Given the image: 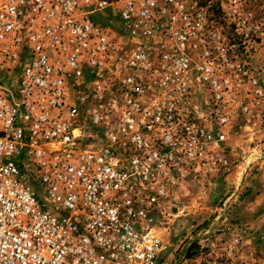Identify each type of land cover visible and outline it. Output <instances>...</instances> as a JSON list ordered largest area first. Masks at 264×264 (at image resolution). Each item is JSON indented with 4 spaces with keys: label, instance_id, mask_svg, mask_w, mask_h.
Segmentation results:
<instances>
[{
    "label": "built area",
    "instance_id": "1",
    "mask_svg": "<svg viewBox=\"0 0 264 264\" xmlns=\"http://www.w3.org/2000/svg\"><path fill=\"white\" fill-rule=\"evenodd\" d=\"M111 4L127 51L94 18ZM171 7L177 49L161 37ZM187 9L184 0H0V264L158 263L154 212L178 172L227 162L228 81L210 49L199 62L186 51L205 42ZM192 71L218 101L209 115L218 130L189 103ZM73 84L86 92L70 99Z\"/></svg>",
    "mask_w": 264,
    "mask_h": 264
},
{
    "label": "rangeland",
    "instance_id": "2",
    "mask_svg": "<svg viewBox=\"0 0 264 264\" xmlns=\"http://www.w3.org/2000/svg\"><path fill=\"white\" fill-rule=\"evenodd\" d=\"M184 2L192 21L204 25L198 38L205 41L196 47L186 44V51L199 62L203 49H210L220 81H228L219 102L229 117L220 127L225 138L219 147L227 162L213 173L178 172L154 212L163 244L157 264H195L212 257L226 264H264V0ZM174 12L171 7L160 16L168 29L161 37L177 49L179 44L170 39L173 25L179 22L170 20ZM94 18L118 47L129 49L115 5L95 11ZM189 81V103L204 114L207 128L218 130L209 116L218 105L212 89L194 71ZM85 85L69 87V98L86 92ZM256 88L261 92L256 93ZM92 139L97 137L93 134ZM33 185L39 192V183ZM230 245H235L232 251Z\"/></svg>",
    "mask_w": 264,
    "mask_h": 264
}]
</instances>
